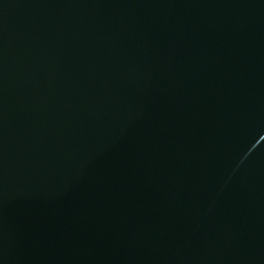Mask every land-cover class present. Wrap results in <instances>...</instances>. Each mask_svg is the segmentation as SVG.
<instances>
[{
  "label": "water",
  "instance_id": "1",
  "mask_svg": "<svg viewBox=\"0 0 264 264\" xmlns=\"http://www.w3.org/2000/svg\"><path fill=\"white\" fill-rule=\"evenodd\" d=\"M0 264H264V0H0Z\"/></svg>",
  "mask_w": 264,
  "mask_h": 264
}]
</instances>
